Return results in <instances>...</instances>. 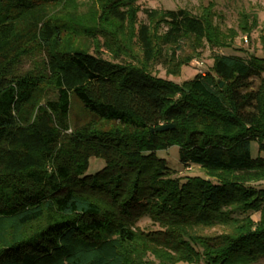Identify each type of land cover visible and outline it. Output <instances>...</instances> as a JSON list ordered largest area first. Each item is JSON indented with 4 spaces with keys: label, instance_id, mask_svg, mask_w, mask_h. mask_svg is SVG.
<instances>
[{
    "label": "trees",
    "instance_id": "trees-1",
    "mask_svg": "<svg viewBox=\"0 0 264 264\" xmlns=\"http://www.w3.org/2000/svg\"><path fill=\"white\" fill-rule=\"evenodd\" d=\"M97 1L89 46L65 34L75 0H0V264H264V57L215 52L177 84L153 66L233 45L212 6L139 22L135 0ZM173 145L204 175L173 176Z\"/></svg>",
    "mask_w": 264,
    "mask_h": 264
},
{
    "label": "rangeland",
    "instance_id": "rangeland-1",
    "mask_svg": "<svg viewBox=\"0 0 264 264\" xmlns=\"http://www.w3.org/2000/svg\"><path fill=\"white\" fill-rule=\"evenodd\" d=\"M137 5V19L139 22H146L145 11L149 9H156L162 11L164 9H183L194 15L197 14L202 7L211 5L212 13L215 22L222 30L233 28L236 31V36L233 40L231 48H210L204 46L198 50V55L194 57L188 65L182 67L178 75L166 74L164 67L161 64H155L152 68L154 75L171 80L177 84H181L184 80L192 78L197 73H205L210 70L212 63V54L217 52H224L228 54H240L248 57L250 53L256 56L264 57V0H135ZM75 14L77 20L74 23L67 24V32L70 37V44L86 43L89 46L88 36L83 30L86 27H99L98 11L99 4L97 0H75ZM245 19L248 23H253L255 26L250 32L249 37L241 33L237 29L239 21ZM104 57H108L104 49H102ZM42 58V52L39 50H32L30 53L22 56L20 64L24 68L36 66ZM264 80V71L261 73ZM222 84V83H221ZM76 106L74 108L76 110ZM77 112V110H76ZM76 114H73V119ZM157 155L165 158L167 164L173 170V176L187 177L189 175H204L202 169L196 165H183L178 160V148L173 145L167 149L158 150ZM252 154H257V145L252 144ZM264 156V152L259 153ZM97 161L100 167L104 162L100 159L90 158V165ZM88 172H95V167L89 166ZM264 185V180L261 181ZM253 219L257 218V214L252 215ZM144 230H151L158 228L157 223L149 216L140 218L136 223ZM196 248L200 249V244H194ZM252 264V263H248Z\"/></svg>",
    "mask_w": 264,
    "mask_h": 264
},
{
    "label": "water",
    "instance_id": "water-1",
    "mask_svg": "<svg viewBox=\"0 0 264 264\" xmlns=\"http://www.w3.org/2000/svg\"><path fill=\"white\" fill-rule=\"evenodd\" d=\"M171 128H173V124H159L158 126L155 127V130L162 131V130H167Z\"/></svg>",
    "mask_w": 264,
    "mask_h": 264
}]
</instances>
